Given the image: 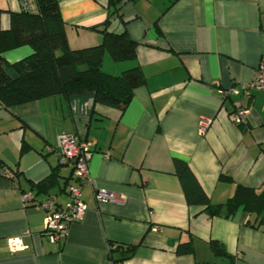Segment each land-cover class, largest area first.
<instances>
[{
  "label": "crops",
  "instance_id": "0c3cea01",
  "mask_svg": "<svg viewBox=\"0 0 264 264\" xmlns=\"http://www.w3.org/2000/svg\"><path fill=\"white\" fill-rule=\"evenodd\" d=\"M59 9L72 50L97 45L107 20L108 32L124 31L137 44L135 60L104 54L101 69L118 75L137 66L145 81L122 110L96 104L92 93L0 105V264H110L111 244L136 245L123 264H228L211 241L233 264H264V230L246 224L240 210L211 217L189 205L174 164H187L212 206L238 185L260 189L264 91L243 86L264 60V0H59ZM0 10L7 29L19 1L0 0ZM114 11L125 23L109 16ZM31 52L24 46L3 57L14 63ZM238 108L248 111L242 125L233 122ZM203 118L212 121L204 134ZM62 133L92 141L95 152L91 182L81 189L87 209L65 240L51 245L44 213L23 194L69 203L68 188L77 185L72 167L51 152ZM23 144L29 149L21 154ZM49 175L55 184L39 192L36 184ZM98 190L118 201L98 202ZM11 239L24 249L11 253ZM187 242L191 252L177 254Z\"/></svg>",
  "mask_w": 264,
  "mask_h": 264
},
{
  "label": "trees",
  "instance_id": "16d2710c",
  "mask_svg": "<svg viewBox=\"0 0 264 264\" xmlns=\"http://www.w3.org/2000/svg\"><path fill=\"white\" fill-rule=\"evenodd\" d=\"M35 1L36 14L8 12L7 29L1 26L3 11L0 10V105L8 109L46 97L92 93L96 104L119 110L126 107L134 90L144 84L140 68L134 66L113 75L103 72L101 63L104 54L114 62L135 60L137 44L124 31L119 34L108 32L107 20L97 45L72 50L65 36L59 0ZM122 16L116 14V18L125 23ZM24 46L30 47L32 52L22 59L8 63L3 57L4 53ZM28 149L29 146L23 144L21 154ZM174 164L189 205L202 206L211 217L220 216L224 211L228 218L240 210L248 217L246 224L264 230V181L258 190L238 185L234 195L224 204L212 206L187 164L178 159ZM54 184L49 175L36 187L40 192ZM210 248L215 256L228 258V264H233L220 243L211 241ZM135 250L136 245L111 244L110 264H123L134 256ZM190 252V242L180 244L176 251L177 254Z\"/></svg>",
  "mask_w": 264,
  "mask_h": 264
},
{
  "label": "built area",
  "instance_id": "2783aa9c",
  "mask_svg": "<svg viewBox=\"0 0 264 264\" xmlns=\"http://www.w3.org/2000/svg\"><path fill=\"white\" fill-rule=\"evenodd\" d=\"M20 11L25 13L36 14L38 7L35 0H18ZM243 88H256L264 91V60H262L257 68L254 79ZM233 89L227 94H235ZM248 111L244 108H238L233 115V122L237 125H242L246 122ZM210 119H201L199 130L202 134L211 125ZM53 154L59 164L69 165L72 167V178L77 183L76 186L68 188L67 194L69 203L66 207L58 205L55 196H49L43 200L36 201L30 193L23 194L25 203L37 211L44 213V235L51 245L62 243L68 234L69 226L81 220L87 206L82 200V186L91 182L88 165L89 161L95 152L94 144L87 139H81L74 134L62 133L58 138V143L52 149ZM108 158V155H104ZM95 199L98 202L118 201L117 197L106 193L103 190L95 192ZM154 231L157 229L154 228ZM8 248L11 253L22 251L19 239H11L7 241Z\"/></svg>",
  "mask_w": 264,
  "mask_h": 264
}]
</instances>
